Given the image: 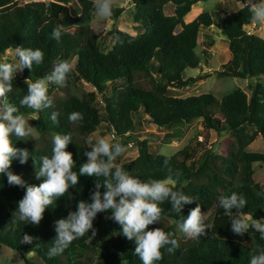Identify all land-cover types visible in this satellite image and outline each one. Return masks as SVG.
Masks as SVG:
<instances>
[{
  "label": "trees",
  "instance_id": "trees-1",
  "mask_svg": "<svg viewBox=\"0 0 264 264\" xmlns=\"http://www.w3.org/2000/svg\"><path fill=\"white\" fill-rule=\"evenodd\" d=\"M70 1L31 0L19 4L15 0H0V54L16 47L39 48L44 53L43 63L33 65L32 72L24 69L14 76L9 101L19 107L23 115L35 114L37 132L52 136L71 134L72 143L66 150L73 155V171L77 173L87 161L84 153L91 148L86 141L98 128L109 130L114 140L121 139L125 146L131 143L135 147L133 158L117 164L141 180L164 179L169 168L173 173H181L174 189L194 197L196 202L185 205L179 214L172 212L170 202L165 201L160 205L163 209L160 222L149 225L147 230L160 227L173 233L167 219L177 223L180 216L186 218L197 203L202 212L208 213L204 220L211 227L205 229L206 235L196 239L174 236L179 247L173 253L162 249L163 258L154 264H250L251 256L264 249V240L252 228L244 236L234 234L230 218L219 207L218 200L221 195L232 192L242 194L247 201L242 212L249 214L251 221L264 218V199L257 196L258 192H264V183L252 179V164L264 163V153L246 149L256 135L264 141V84L256 82L248 96L235 88L220 99L209 92L184 97L169 93L171 88L188 86L194 80L184 77L183 73L185 69L197 67L196 34L200 25L210 26L212 20L207 11H200L187 22L184 16L194 3L203 0H129L133 6L129 13L138 29L136 32L110 29L113 43L102 51L97 45L99 32L87 27L70 52L64 54L60 39L51 37L53 29L61 31L88 25L93 14V0H74L79 13L67 15L64 4ZM235 1H240L241 5L231 12L218 8L219 29L229 54L219 75L239 79L259 77L264 75V39L253 33L246 34L250 24L247 0ZM166 4L172 5V13H163ZM122 10L113 3V15L109 19H116ZM66 55L75 57L72 72L63 86L49 84L48 95L53 106L39 113L20 107L19 101L27 92L25 80L46 76ZM135 73L148 76V88L135 83ZM81 81L100 93L101 112L96 105L83 101L69 90ZM116 81L121 82V88L113 86L109 95L104 94L106 84ZM61 90L65 95L62 99L51 96ZM140 109L152 124L166 129L161 136L164 142L179 136L175 131L177 126L189 125L196 119H200L204 129L229 132L231 141L223 153H215L207 147L196 151L200 141L186 144L171 155L149 151L147 137L139 139L133 132L132 114ZM54 111L59 113L58 123L50 119ZM73 111L83 115L77 124L67 120ZM11 139L16 148L27 149L30 155L25 164L13 160L10 171L27 184L39 186L43 182L36 177L40 158L51 155L52 144L41 148L27 140ZM165 158L169 160L167 167ZM96 179L79 176L78 185L46 209L39 225H32L15 222L13 218L25 189L9 185L7 177L0 175V245L21 254L32 251L42 264H143L135 254L134 241L125 238L121 226L107 217L111 210L97 214L93 229L88 233L89 237L93 230L96 233L91 240L86 234L73 241L61 255L48 258L47 251L57 235L55 221L66 219L69 211H76L79 201L91 202ZM24 234L34 238L32 244L21 243ZM76 249L82 250V255ZM22 259L23 264H35L28 257Z\"/></svg>",
  "mask_w": 264,
  "mask_h": 264
},
{
  "label": "clouds",
  "instance_id": "clouds-1",
  "mask_svg": "<svg viewBox=\"0 0 264 264\" xmlns=\"http://www.w3.org/2000/svg\"><path fill=\"white\" fill-rule=\"evenodd\" d=\"M246 6L250 12V22L264 25V2L247 0ZM92 8L97 19L106 20L113 15V0H93ZM51 37L58 41L61 37L60 29H53ZM12 51L19 58L18 64L0 62V175L7 177L9 185L25 189L23 198L13 213L15 222L39 225L46 209L70 188H75L79 176L86 175L97 178L90 194L91 202L79 201L76 211H69L66 219L55 221L57 235L47 251L49 259L61 255L73 241L86 234L88 236L97 214L109 210L112 213L111 219L121 226L122 235L129 241H134L135 254L143 264L160 261L163 258L161 250L164 248L173 253L179 247L178 241L173 238L174 233L165 232L160 227L147 230L148 226L160 222L163 212L160 205L165 201L170 202L172 212L180 214L185 205L196 202L195 198L182 190L174 189L181 176L179 171L173 173L169 168V174L164 179L143 181L117 164V158L127 151L121 139L113 141L109 136H103L93 143L89 137L86 143L91 148L84 153L87 161L77 173L73 171V155L66 150L72 143L71 134L55 133L52 136L51 155L40 158L36 177L42 178L43 182L39 186L27 184L19 175L10 171L13 160L18 159L21 164H25L30 155L27 149L16 148L11 138L25 141L32 135L34 128L20 113V108L9 101L8 93L13 90L12 81L18 72L24 69L32 72L33 65L39 66L44 61V53L39 48L16 47ZM72 67L69 59H62L54 64L52 71L46 76L34 81L31 78L26 79L27 92L20 99L19 106L32 109L36 113L51 108L53 101L48 95L49 84L63 86L72 72ZM58 116L59 113L54 111L51 121L58 123ZM82 119L83 115L77 111L67 116L71 124H77ZM168 163V158H165V167ZM101 188L104 189L103 192ZM257 196L264 199V192H258ZM246 203L245 197L236 192L221 195L218 200L219 207L230 218L231 231L234 234L244 236L252 228L264 240V218L253 219L249 223V214L242 212ZM177 227L186 236L196 239L206 235L205 229H209L211 225L205 223L201 206L197 203L195 208L189 210L186 218L180 216ZM95 234L93 230L92 237ZM92 237L88 236L89 240ZM33 240V237L24 234L21 243L32 244ZM28 254H32V251ZM250 264H264V249L251 256Z\"/></svg>",
  "mask_w": 264,
  "mask_h": 264
},
{
  "label": "rangeland",
  "instance_id": "rangeland-1",
  "mask_svg": "<svg viewBox=\"0 0 264 264\" xmlns=\"http://www.w3.org/2000/svg\"><path fill=\"white\" fill-rule=\"evenodd\" d=\"M31 0H15L16 3L23 4ZM116 6L122 7V12L116 19H97L92 14V18L88 25L75 26L66 30H61L60 41L63 45L64 54H67L71 50V46L76 44L84 33L87 27L92 28L96 32H99L97 39V45L100 50L106 51L111 47L113 43L112 34H109V30L120 29L129 33H134L138 29L135 27V23L132 22L129 10L132 9V5L129 0H113ZM240 1L235 0H203L197 1L196 6L200 11H207L210 14L212 24L210 26L200 25L196 34V47L195 53L198 58V65L194 69H185L183 76L194 78L193 82L188 86L179 88H171L169 93L176 96H187L191 94H198L202 92L211 93L214 98L220 99L224 94L230 92L235 88H240L247 96L250 94L252 86L259 82L264 84V75L252 78H235L232 76H221L219 72L223 69V64L228 60L229 54L226 46V40L220 33V14L218 8H223L226 11H233L236 6H240ZM65 12L69 16H74L79 13L78 6L74 0L64 4ZM164 14L172 13V5L166 4L163 7ZM193 12H189L184 16V22L193 19ZM248 26H251V22ZM253 33L264 39V27L255 24ZM69 59L73 65L75 57H65ZM0 62H8L11 64H18V58L12 51V48H8L4 54H0ZM19 73V72H18ZM17 73V74H18ZM135 83L142 87L148 88V76L143 73H135ZM121 82L116 81L113 84L107 83L104 89V94L109 95L113 86L121 88ZM69 90L82 98L83 101L96 105L99 111H102L101 95L91 85L85 82H78L74 86L69 87ZM54 99H62L65 95L64 92L56 91L51 95ZM28 120L29 125L34 128L33 133L26 140L35 147H46L52 144V135L47 133H39L34 127L35 114L24 115ZM133 132L137 134L139 139L147 137L149 151L158 152L163 155H171L176 150L180 149L186 144L193 145L194 142H199L200 145L196 146L195 150H200L202 147L210 148L215 153H223L228 147L231 137L229 132L216 133L213 130L204 129L200 119L194 120L189 125L177 126L175 131L178 133L177 138H173L168 142L163 141V133L166 132L165 128L152 124L147 115L140 109L132 114ZM109 136L113 141L114 138L111 132L107 129H96L91 137L93 140H97L100 137ZM127 151L115 161L121 163L129 160L136 155V149L131 143L127 144ZM247 150L258 151L264 153V141L259 135H256L251 143L246 146ZM253 174L252 179L258 183H264V163L254 162L252 164ZM204 219L208 215L207 212H202ZM110 212L107 217H111ZM167 223L172 225L173 233L178 238H190L184 233L179 231L177 223L171 219H167ZM249 223L251 220L249 219ZM81 255L82 250L76 249ZM29 253V252H28ZM24 253L21 254L15 250H12L4 245H0V264H23V256L31 259L35 264H42L41 261L33 254ZM91 255H95V252L89 251Z\"/></svg>",
  "mask_w": 264,
  "mask_h": 264
},
{
  "label": "crops",
  "instance_id": "crops-1",
  "mask_svg": "<svg viewBox=\"0 0 264 264\" xmlns=\"http://www.w3.org/2000/svg\"><path fill=\"white\" fill-rule=\"evenodd\" d=\"M194 5L196 6V3H194ZM194 5H193V6H194ZM236 7H239V6H236ZM236 7H235V8H236ZM190 11L193 12V16H192V17H195V16L200 12V9H199V7L194 8V9L191 8ZM261 26L264 27V25H261ZM253 34H254V33H253Z\"/></svg>",
  "mask_w": 264,
  "mask_h": 264
},
{
  "label": "built area",
  "instance_id": "built-area-1",
  "mask_svg": "<svg viewBox=\"0 0 264 264\" xmlns=\"http://www.w3.org/2000/svg\"><path fill=\"white\" fill-rule=\"evenodd\" d=\"M254 27H255V24H254V23H251V26H248V27L246 28V34H251V33H253Z\"/></svg>",
  "mask_w": 264,
  "mask_h": 264
},
{
  "label": "water",
  "instance_id": "water-1",
  "mask_svg": "<svg viewBox=\"0 0 264 264\" xmlns=\"http://www.w3.org/2000/svg\"><path fill=\"white\" fill-rule=\"evenodd\" d=\"M131 7H133V6H131Z\"/></svg>",
  "mask_w": 264,
  "mask_h": 264
}]
</instances>
